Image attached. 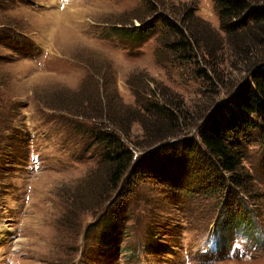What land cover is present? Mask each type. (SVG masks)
<instances>
[{
  "label": "rangeland",
  "instance_id": "1",
  "mask_svg": "<svg viewBox=\"0 0 264 264\" xmlns=\"http://www.w3.org/2000/svg\"><path fill=\"white\" fill-rule=\"evenodd\" d=\"M221 1L0 0V264H264L263 125L242 144L247 190L228 172L216 184L199 138L264 64V44L243 49L252 22L227 29L248 13L225 28ZM146 22L154 30L140 42L122 33ZM183 35L193 48L180 54ZM164 96L179 123L161 142L110 120H150L146 106ZM104 130L138 168L113 194Z\"/></svg>",
  "mask_w": 264,
  "mask_h": 264
},
{
  "label": "trees",
  "instance_id": "2",
  "mask_svg": "<svg viewBox=\"0 0 264 264\" xmlns=\"http://www.w3.org/2000/svg\"><path fill=\"white\" fill-rule=\"evenodd\" d=\"M221 2L223 3H221L220 19L225 28H227L226 23L230 22L233 17H242L246 12L248 13L240 20L234 21L227 29L234 30L238 25L246 27L252 22L251 26L253 27L248 30L247 35L250 43L243 49L246 55L248 53L259 54L258 46L264 44V5L249 7L251 10H247L244 1L222 0ZM153 25L152 22H146L132 29H123L124 32H121L127 34L133 41L140 42L151 34L154 30ZM191 37H195V35L192 33ZM182 39L180 54L187 46L188 48L191 46L188 38L183 35ZM236 40L235 48L243 51L242 37ZM187 51L189 53L190 50ZM262 63L263 60L251 72L250 78L241 83L231 96L217 103L199 129V138L205 149L203 156L211 164L209 167L210 174L216 184L219 183L223 187L226 186V180H228L226 172L231 173V181L234 186L243 187L246 190L251 186V177L245 173V167L242 165L243 151L241 149L247 135H252L253 130L263 125L264 131V64ZM177 108L179 105L173 104L164 96V102H153V104L146 106V110L154 109L156 111V113L150 112V120L141 119L140 115L137 114L138 111L129 113L131 119L125 125L113 120L111 113L109 117L118 131L123 134L130 130L132 122H139L149 137L150 143L148 141L145 145L148 143L152 145L174 135L173 132L179 123ZM106 126L108 125L106 124ZM166 129L170 130V133H166ZM96 140L105 146L102 157L106 162L107 170L108 188L105 189V192L113 194L120 188L124 176L137 168V164H135L134 169H131L135 156L132 149L124 143L122 137L114 132L101 131L97 134ZM144 167H149L155 173L163 171L162 167L158 168L153 162H148ZM210 174L207 172V175ZM105 214L104 210L99 219L104 218Z\"/></svg>",
  "mask_w": 264,
  "mask_h": 264
},
{
  "label": "bare ground",
  "instance_id": "3",
  "mask_svg": "<svg viewBox=\"0 0 264 264\" xmlns=\"http://www.w3.org/2000/svg\"><path fill=\"white\" fill-rule=\"evenodd\" d=\"M59 32L64 33L65 31H59Z\"/></svg>",
  "mask_w": 264,
  "mask_h": 264
},
{
  "label": "crops",
  "instance_id": "4",
  "mask_svg": "<svg viewBox=\"0 0 264 264\" xmlns=\"http://www.w3.org/2000/svg\"><path fill=\"white\" fill-rule=\"evenodd\" d=\"M60 18V17H59Z\"/></svg>",
  "mask_w": 264,
  "mask_h": 264
}]
</instances>
